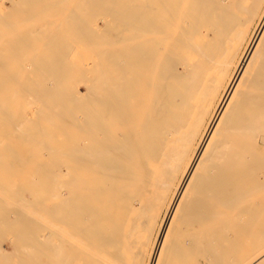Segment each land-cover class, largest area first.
Returning <instances> with one entry per match:
<instances>
[{
    "label": "bare ground",
    "instance_id": "6f19581e",
    "mask_svg": "<svg viewBox=\"0 0 264 264\" xmlns=\"http://www.w3.org/2000/svg\"><path fill=\"white\" fill-rule=\"evenodd\" d=\"M177 239L264 264V0H0V264Z\"/></svg>",
    "mask_w": 264,
    "mask_h": 264
},
{
    "label": "rangeland",
    "instance_id": "374dc122",
    "mask_svg": "<svg viewBox=\"0 0 264 264\" xmlns=\"http://www.w3.org/2000/svg\"><path fill=\"white\" fill-rule=\"evenodd\" d=\"M82 88L83 89L80 88L81 91L84 90V87H82ZM58 138L59 137H57V140H58ZM17 152H19V151H17ZM20 152H22V150H20ZM25 156H27V155H25ZM27 157H30V156H27ZM27 157H25V161H24L25 163L23 162L24 165H26V163H27V160H26ZM30 161H31V158H30ZM24 196L27 199H30L28 193H25ZM185 243L186 242L181 240V239H177L176 241H174V242L172 241L171 243H169L166 250L163 252L162 256H163L164 261L162 264H209V258H212V261L210 264H217L221 260V257H218L217 254H214L215 253L214 249L204 245L206 243H204L203 245H200L199 244V243H201L200 241H196L193 250L191 252H187L190 254V256H187L186 252L183 250ZM186 256L188 258H186Z\"/></svg>",
    "mask_w": 264,
    "mask_h": 264
}]
</instances>
